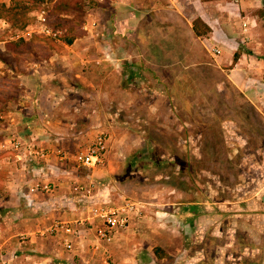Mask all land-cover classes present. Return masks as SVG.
I'll list each match as a JSON object with an SVG mask.
<instances>
[{
    "label": "crops",
    "instance_id": "obj_1",
    "mask_svg": "<svg viewBox=\"0 0 264 264\" xmlns=\"http://www.w3.org/2000/svg\"><path fill=\"white\" fill-rule=\"evenodd\" d=\"M86 1L92 2L86 8L82 30L74 36L71 44L61 42L63 47L59 52L53 51L54 57L49 61L74 66V69L83 68L84 71L73 72L70 77L73 76L74 81L81 78L78 81L86 82L87 93L105 96L111 92L109 89H114L109 88V82L117 81V95L122 98L118 103L121 112H155L156 93H150L152 99L140 101V104L134 102L135 95L133 104H128L126 98L131 96H127L131 92V80L139 74L160 79L157 74L159 67H163V70L171 65H180L183 70L190 67L204 70L209 67L224 73L228 83L264 117V0ZM57 5L58 2L53 6V11ZM194 21L200 31L208 29L206 34L197 36L194 33ZM164 35L165 41L158 42L163 40ZM172 49L181 50L179 58L174 59L173 52L166 51ZM46 62H39L37 71L22 78L26 87L36 90L38 96L50 91L44 88L47 75L57 74L52 69L53 64L50 67ZM160 71L163 74L162 69ZM195 78L198 80L199 76ZM98 82L103 93L98 92L101 87L96 88ZM46 108L39 98L35 111L41 120L38 124L41 132L32 139L39 147L52 151L51 155L45 161H40L38 166H30L26 170L22 166L15 171L11 169L10 178L3 188L6 191L4 211L6 219H9L6 222L11 224H0V264H101L104 250L110 264H155V251L142 250L151 244L159 245L169 256L177 258L179 253H184L186 262L191 258V262L199 263L203 259V252H198L195 257L191 254L187 256L186 250L177 247L176 241L189 236L191 240L200 237L203 243L208 232L214 237L223 232L229 235L231 230L242 224L243 229L252 236L256 230L253 221L258 218L248 212L257 211L262 213L261 217L264 216L263 193L255 192L248 198L246 208L242 207L247 214L244 222L239 218L237 211L240 205L237 201L233 200L223 208L220 202L207 204L205 194L197 187L194 191L187 187L181 194L170 187L163 202L151 203L150 197L155 194H144L135 187V183L126 181L124 158L131 154L138 137L134 136L136 139L133 137L132 140L126 137L127 132H123L124 128L119 125L123 121L110 124L108 128L103 164L92 169L79 168L71 160L77 149V139L71 131L73 128L69 123H50L46 117L50 115L48 111L51 107ZM27 134L28 130L22 129L17 136L13 135L6 141L22 136L28 139ZM48 134L56 140L49 139ZM89 176L97 184L94 191L97 201L118 203L125 194H131L146 205L147 215L141 220L134 218L131 225L119 232L105 249L101 246L94 248V230L86 227L82 230L85 239H77L75 250L67 251L59 238L47 232V228L57 219L72 221L82 217V203L70 188L74 182L87 181ZM36 184L48 186V189L30 192L29 188ZM216 189L219 190V186ZM134 190L140 197L134 194ZM159 195L164 197V194ZM191 195L197 198L189 200ZM206 208L209 209L208 214ZM222 209L235 211L225 217L227 220L224 222L228 221L231 226L227 227L228 231L225 226L222 227ZM245 221H249L248 225ZM2 251H8L10 255L2 258ZM147 256L149 261L145 263L143 260ZM184 256L181 257L184 259Z\"/></svg>",
    "mask_w": 264,
    "mask_h": 264
},
{
    "label": "rangeland",
    "instance_id": "obj_2",
    "mask_svg": "<svg viewBox=\"0 0 264 264\" xmlns=\"http://www.w3.org/2000/svg\"><path fill=\"white\" fill-rule=\"evenodd\" d=\"M42 1L40 5L35 0H0V6H5L4 9L12 6L13 2L15 6L19 2L24 8V13L18 12L9 17L12 23L10 24L2 17L7 11L0 7V58H4L6 62L0 60V224H11L6 222L9 219H6L7 214L4 211L6 191H3L6 181L10 178L9 171L20 169L19 166L26 170L30 166H38L41 161L26 153L27 146H38L32 137L37 138L41 132L38 125L41 120L35 111L39 98L48 108L51 107V111H48L50 115L46 117L50 123H69L73 128L71 131L77 139L75 153L89 144L87 142L94 140L100 132L108 138L110 124L115 125L117 121H123L125 124L119 125L124 128L123 132H127L126 137L131 140L134 136L138 137L131 154L124 158L126 181L135 183V187L140 188L144 194H155L150 197L151 203L163 202L170 187H174L180 194L187 187L192 191L197 187L205 194L207 204L212 201L220 202L223 208L233 200L237 201L240 205L237 212L244 222L243 218L247 214L242 207L246 208L251 193L264 195L263 115L255 107H251L248 100L245 101V98L241 97V93L228 83L224 73L209 67L204 70L193 67L183 70L180 65H171L164 70L159 67L163 71L162 74L157 69L160 79L148 78L138 72L137 78L131 80V92L127 95L131 96L126 98L128 104H133L135 95L134 102L140 104V101L152 99L150 93H156L158 98L154 99L157 102L155 112H121L118 103L122 98L117 95V81L109 82V88L114 89H109L111 92L107 95L94 96L90 92L87 93L86 82L78 81L81 78L74 81L73 76L70 77L73 72L81 69L84 71L83 68L74 69V66H62V63L49 61L54 57L53 51L59 52L63 47L58 41L60 32L51 34L50 37L29 36L25 38L27 45H5L7 41H20L23 37L19 35L28 23L32 28H39L40 22L36 12L42 8L46 12V25H55L56 29L67 31L65 34L69 36L79 34L85 21L86 8H78L77 0ZM57 2L58 12H55L53 6ZM196 23L193 22L197 26ZM92 34L95 35L94 32ZM53 37L55 38L51 39ZM165 39L164 35L163 40L158 42H164ZM166 51L173 52L174 59L181 55V50ZM41 61H47L50 67L52 63V69L58 77L48 74L44 88L50 91L38 96L36 90L26 87L22 78L37 71ZM197 75L198 80L195 78ZM96 88L100 89L98 92H104L100 82ZM52 112L54 114H51ZM40 116L42 117V114ZM22 129L28 130V139L22 136L6 141L13 135L17 136ZM50 135L48 134V138L52 139ZM14 142H20L21 146L18 149L13 148ZM71 160L73 162V157ZM128 175L132 176L127 177ZM216 186H219V190ZM136 192L134 190V194L140 197ZM159 194H164V197L161 198ZM124 198H131L140 203L143 213L139 220L147 215L146 205L140 202L139 198L131 194H125ZM196 198L197 196L191 195L189 200ZM262 206L264 207L263 202ZM205 212L208 214L209 209L206 208ZM233 212L235 211L226 209L221 211L222 227L225 226L227 231V227L231 226L224 220H227V214ZM248 213L258 218L253 221L256 230L252 236L249 231L243 229L242 224L243 226L231 230L229 235L223 232L214 237L210 232H205L203 243L200 237L191 240L189 236L176 241L177 247L186 250L187 256L191 254L195 257L198 252H203V259L199 263L191 262V258L187 263L184 253H179L177 258L169 256L159 245L151 244L149 248L146 245L142 250L152 253L155 251V264H264V216L261 217L262 213L257 211ZM245 222L248 225L249 221ZM200 244L203 245L200 247ZM132 247L133 245L130 246ZM8 255V251L1 252L2 258ZM181 256H184V259ZM143 261L148 263L149 257Z\"/></svg>",
    "mask_w": 264,
    "mask_h": 264
},
{
    "label": "built area",
    "instance_id": "obj_3",
    "mask_svg": "<svg viewBox=\"0 0 264 264\" xmlns=\"http://www.w3.org/2000/svg\"><path fill=\"white\" fill-rule=\"evenodd\" d=\"M37 16L40 22L39 28H32V25H28L21 32L20 37L27 38L35 33L45 36L53 34L50 27L45 24V11L43 8L38 11ZM215 52L218 53V50ZM107 139L104 133L98 134L94 138L93 143L86 145L82 150L73 154V163L79 168L87 169L102 165ZM12 146L18 149L21 143L14 142ZM26 153L33 158L45 161L52 152L43 147L33 145L27 146ZM92 178V176H89L85 182H74L70 188L71 193L82 203L84 209L81 214L82 217L72 221L57 219L47 228V232L59 238L60 244L67 251L75 250L77 239H85L82 230L86 227L94 230V248L98 249L101 246L102 249H105V246L110 244L119 232L124 231L131 225L134 218L139 219L142 216L143 211L140 203L131 198L123 197L118 203L97 201V195L94 192L97 184ZM47 189L48 186L36 184L31 186L29 191L37 193L38 191ZM103 255L102 264H110L106 250L103 251ZM80 264H87V262H81Z\"/></svg>",
    "mask_w": 264,
    "mask_h": 264
},
{
    "label": "trees",
    "instance_id": "obj_4",
    "mask_svg": "<svg viewBox=\"0 0 264 264\" xmlns=\"http://www.w3.org/2000/svg\"><path fill=\"white\" fill-rule=\"evenodd\" d=\"M13 1H16V0H13ZM35 1H37L38 4L42 5V3H41V2H43L42 0H35ZM91 2H92V1H91ZM91 2H89V1L87 2L86 0H77V4H76V5L78 6V8L83 9V8H87V6H88ZM16 5H17V6H15V3L13 2L12 6H10L9 8H6V9H4L5 6H3V5L0 6L2 10H6V11H7L6 14H2V17H4L5 20L8 21L10 24H12V23L9 21V20H10L9 17H12V16L16 15L18 12L20 13V12H23V11H24L23 6H22L19 2H17ZM39 7H40V6H39ZM88 8H89V6H88ZM68 9L70 10V8H68ZM76 9H77V8H76ZM76 9H74V10H76ZM54 10H55L56 12H58V5L56 6V8H55ZM69 10H67V11H69ZM85 11H86V10H84V12H85ZM23 13H24V12H23ZM70 13H72V12H70ZM28 24H29V23H28ZM28 24L25 25L24 27L26 28V27L28 26ZM24 27H23V28H24ZM55 27H56V26L53 25L52 27H50V29L52 30V33H53V34H58V33L60 32V35H59V37H58V41H60V42H62V43H65V44H71L72 41H73V39H74V36H73V35H70V36H69V35H66L65 33H66L67 31H64V32H63V31H61V30L56 29ZM25 28H24V29H25ZM193 30H194V33H195L197 36H200V35L206 34V32L208 31V29H205V30L200 31L196 25H193ZM62 34H63V36H61ZM32 35H42V36H45V35H43V34H37V33L32 34ZM32 35H31V36H32ZM49 37H50V36H49ZM55 37H56V36H55ZM55 37H53V38H51V39H54ZM60 37H61V38H60ZM21 44H23V45H27V44H28V43L26 42L25 38H21L20 41H18V42H15V41H13V40L5 42V45H6V46H8V45H12V46H14V47H18V46L21 45ZM235 59H236V55L234 56V60H235ZM0 60H1L2 62L6 63L4 58H0Z\"/></svg>",
    "mask_w": 264,
    "mask_h": 264
},
{
    "label": "water",
    "instance_id": "obj_5",
    "mask_svg": "<svg viewBox=\"0 0 264 264\" xmlns=\"http://www.w3.org/2000/svg\"><path fill=\"white\" fill-rule=\"evenodd\" d=\"M262 201L264 202V195L262 196Z\"/></svg>",
    "mask_w": 264,
    "mask_h": 264
}]
</instances>
